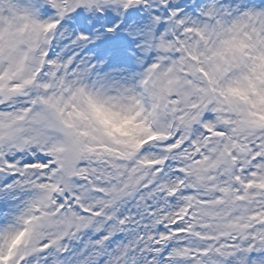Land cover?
<instances>
[{"label": "snow or ice", "instance_id": "6c2138e0", "mask_svg": "<svg viewBox=\"0 0 264 264\" xmlns=\"http://www.w3.org/2000/svg\"><path fill=\"white\" fill-rule=\"evenodd\" d=\"M0 264H264V0H0Z\"/></svg>", "mask_w": 264, "mask_h": 264}]
</instances>
